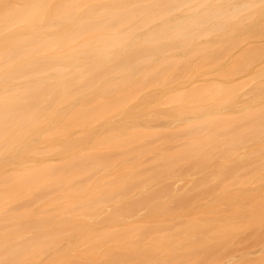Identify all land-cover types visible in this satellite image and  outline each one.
<instances>
[{
    "label": "bare ground",
    "instance_id": "1",
    "mask_svg": "<svg viewBox=\"0 0 264 264\" xmlns=\"http://www.w3.org/2000/svg\"><path fill=\"white\" fill-rule=\"evenodd\" d=\"M263 5L0 0V264H185L262 227Z\"/></svg>",
    "mask_w": 264,
    "mask_h": 264
},
{
    "label": "rangeland",
    "instance_id": "2",
    "mask_svg": "<svg viewBox=\"0 0 264 264\" xmlns=\"http://www.w3.org/2000/svg\"><path fill=\"white\" fill-rule=\"evenodd\" d=\"M264 6V5H263ZM263 6H262V8H263ZM254 39V38H253ZM255 39H258L257 37L255 38ZM254 39V43H251V44H256V40ZM260 39V38H259ZM262 39V38H261ZM253 41V40H252ZM251 41V42H252ZM259 42H263L264 41V38H263V40H258ZM249 44V43H248ZM247 44V45H248ZM249 45V46H252V45ZM248 46V47H249ZM185 72V71H184ZM241 72V71H240ZM181 73H183L182 71H181ZM240 74H242V77H243V74L245 75V72L243 73V72H241ZM240 76V75H239ZM246 76H248V75H246ZM241 77V76H240ZM240 79V78H239ZM250 79V78H249ZM242 80V79H241ZM243 80H246L247 82H249V81H254V80H248V78L246 79H243ZM246 82V83H247ZM255 82H253V84H254ZM262 83L263 82H260V83H257V81H256V87H257V85L259 84V85H261V87H259V85H258V88H263L262 87ZM253 84H248L247 86H245L244 88H239V90H237L236 92H238V97L240 98V99H245L246 97H249L251 94L253 95V93L251 92L250 94H249V90L250 89H252V90H257V89H254L253 88ZM264 84V83H263ZM254 86V87H255ZM241 89V90H240ZM260 90V89H259ZM262 90V89H261ZM254 92V91H253ZM264 92V90L262 91V93ZM255 93V92H254ZM249 94V95H248ZM257 94V93H256ZM261 94V93H260ZM264 94V93H263ZM251 95V96H252ZM259 95V94H258ZM236 96V97H237ZM260 96H264V95H260ZM261 98V97H260ZM238 99V98H237ZM264 100V98H261V100ZM262 100V101H263ZM240 102H243V101H240ZM247 102V101H246ZM240 104V103H239ZM243 104H245L244 102H243ZM242 103H241V105H243ZM247 104V103H246ZM190 116V115H189ZM188 116V117H189ZM190 118V117H189ZM158 125H160V124H158ZM157 125V126H158ZM156 126V125H155ZM260 140H263L264 141V138H259ZM259 139H257V140H259ZM259 140V141H260ZM262 143H264V142H262ZM249 148H250V145L248 144V145H245V151L246 152H248L249 151ZM248 150V151H247ZM46 157H48V156H46ZM251 157V156H250ZM51 158H53V157H51ZM252 158V157H251ZM48 159V158H47ZM54 159V158H53ZM250 159V158H249ZM253 162H251L250 164H252ZM250 164H248L249 165V169H247V167L245 168L246 170L245 171H243V173H242V178L244 177V178H248V177H251L252 175V173L251 172H258V171H260L259 169H261V176H263L264 177V174H263V172H264V162L262 163L263 164V172H262V166L261 167H259L258 165V171H254V168H253V166L255 165V167H257L256 166V164H252V166L250 165ZM261 164V163H260ZM261 164V165H262ZM247 165V166H248ZM252 168V169H251ZM256 170H257V168H256ZM253 173V174H254ZM214 174V172H212V175ZM246 177H245V176ZM261 180H264V178L263 179H261ZM261 183V182H260ZM258 184V186H259V190L258 189H254L255 191H260V190H262V188L264 187V185L263 184ZM215 185H217V183H215L214 184V187H215ZM262 185H263V187H262ZM254 186V188L255 187H257V185H253ZM252 186V187H253ZM261 186V187H260ZM215 188H217V186L215 187ZM255 191L253 192L252 191V189H251V192H253V193H255ZM257 191V192H258ZM187 216V215H186ZM186 216H183V217H186ZM200 216V215H199ZM205 217V214L204 215H201V217ZM209 215L207 214V217H208ZM179 219H181L182 221H184V220H187L188 218H179ZM168 220V219H167ZM177 221H179V220H175V224L176 225H178L180 222H182V221H180L179 223L177 222ZM169 222V223H168ZM167 223H165V225L168 227L169 226V224H171V226H173V225H175V224H173L172 222L173 221H168ZM177 222V223H176ZM173 224V225H172ZM166 226H164V227H166ZM170 228V227H169ZM168 228V230H166L167 232L169 231H171L172 229L174 230V228L175 227H171L170 229ZM242 231V232H241ZM241 231H239V235L237 234V236H236V242L234 243V244H231V245H225V246H223V245H219V246H216V248H214V250L213 251H215V253L218 255V254H220V258H218L217 257V255H216V257L218 258V260H217V258L216 259H214L215 258V253L213 254H211V253H209V252H207V253H205V252H199L198 253V255L200 256L199 258L200 259H198L197 261H195V262H193L194 260H193V258H190V256H187V261L185 262V264H211V262H214L215 260H217V262H218V264H232V262H236V261H239V260H241V259H243V258H245L244 260L245 261H248L249 260V264H261V262H260V257H261V255H263L264 254V225L262 226V227H260V228H246V229H242ZM172 232V231H171ZM214 259V261H212ZM242 261V260H241ZM45 262V261H44ZM43 262V263H44ZM47 262V261H46ZM49 263V262H48Z\"/></svg>",
    "mask_w": 264,
    "mask_h": 264
}]
</instances>
